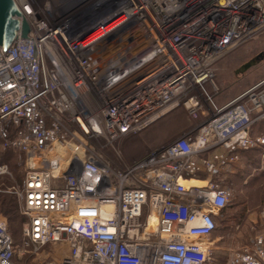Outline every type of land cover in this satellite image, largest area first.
<instances>
[{
	"label": "built area",
	"instance_id": "1",
	"mask_svg": "<svg viewBox=\"0 0 264 264\" xmlns=\"http://www.w3.org/2000/svg\"><path fill=\"white\" fill-rule=\"evenodd\" d=\"M13 1L30 28L0 46V151L25 223L15 244L0 216V264L46 247L39 264H210L224 181L264 153V78L217 103L215 66L264 35V0ZM180 110L193 126L123 161L125 138ZM226 264H264V235Z\"/></svg>",
	"mask_w": 264,
	"mask_h": 264
},
{
	"label": "rangeland",
	"instance_id": "2",
	"mask_svg": "<svg viewBox=\"0 0 264 264\" xmlns=\"http://www.w3.org/2000/svg\"><path fill=\"white\" fill-rule=\"evenodd\" d=\"M249 61H255V64L243 73H236L241 65ZM262 78H264V35L248 42L228 59L215 66V83L218 87L217 103L233 99ZM194 124L195 122L182 110L162 118L137 135L134 144L138 145V149L136 148V155L133 158L146 157L158 147L180 137ZM122 159L125 162V159ZM234 170H239L240 176L231 180L232 195L227 208L222 215L217 216V228L210 238L212 241L210 264H226L232 254L249 248L256 236L264 235L263 150L255 151V160L252 163L243 158L234 166ZM21 176L22 170L15 169L12 179L0 178V187L19 184ZM0 199H2L1 196ZM1 214L0 211V216ZM13 222L10 230L14 236H17L25 223V218L17 214ZM52 249L46 247V251L36 257V264L43 262ZM66 252L65 248L53 254L63 256Z\"/></svg>",
	"mask_w": 264,
	"mask_h": 264
},
{
	"label": "trees",
	"instance_id": "3",
	"mask_svg": "<svg viewBox=\"0 0 264 264\" xmlns=\"http://www.w3.org/2000/svg\"><path fill=\"white\" fill-rule=\"evenodd\" d=\"M263 132H264V121H260V122L255 124L254 134L258 135V134H261ZM136 137H137V135L129 136V137L125 138V140L119 146V150L121 152L122 158H124L125 162L128 163V164H131L134 161H138V160L142 159V158H140V159L139 158L138 159L133 158L136 155L135 154L136 153L135 152L136 148L138 149V145L134 144L136 142V141H134ZM255 151H257V149L243 152L241 154V160L243 158H246L247 161L252 163L255 160ZM105 152L109 156L110 159H112V160L114 159V155L110 151V149H107ZM0 163L8 164V166L11 168L12 171H15V169H18V165L14 161V158L11 157V156H7L5 153H2L1 151H0ZM239 176H240L239 170L238 171L234 170L225 179L224 182L226 184L230 185L231 180L234 177L238 178ZM0 178L8 179L7 177H0ZM8 188L9 187H5V186H1L0 187V196L2 197V199H0V211L2 212L1 216L4 217L5 220H6L7 229H8V232H9L13 242L15 244H18L20 242L22 227L20 229L19 234L17 236H14L13 233L11 232V230H10V225L14 223L13 221L15 219V216L17 214H20V210H19V206H18V202H17L16 197L13 194L8 192ZM5 197L6 198L7 197L8 198H12V199L5 200V199H3ZM13 199H14V201H13ZM226 208H227V206L223 210H221V212L219 214L222 215ZM215 222H216V228H217V217L215 218ZM216 228H215L214 232L216 231ZM213 233H212V235H213ZM212 235H211V237H212ZM29 260H30V258H27V257L24 258V259H21V260L17 259L16 257L14 258V262L16 264H26V263L29 262Z\"/></svg>",
	"mask_w": 264,
	"mask_h": 264
},
{
	"label": "water",
	"instance_id": "4",
	"mask_svg": "<svg viewBox=\"0 0 264 264\" xmlns=\"http://www.w3.org/2000/svg\"><path fill=\"white\" fill-rule=\"evenodd\" d=\"M29 28V24L13 0H0V46L3 50L12 40L25 39ZM254 64L255 61H249L241 65L236 73H243Z\"/></svg>",
	"mask_w": 264,
	"mask_h": 264
}]
</instances>
